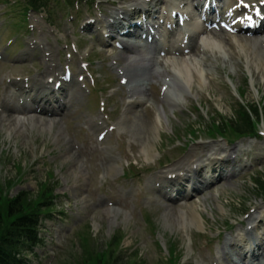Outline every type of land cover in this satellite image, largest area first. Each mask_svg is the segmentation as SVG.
I'll list each match as a JSON object with an SVG mask.
<instances>
[{"label": "rangeland", "instance_id": "obj_1", "mask_svg": "<svg viewBox=\"0 0 264 264\" xmlns=\"http://www.w3.org/2000/svg\"><path fill=\"white\" fill-rule=\"evenodd\" d=\"M115 2L116 0H98L97 7L80 6L71 14H68L63 6L56 5L50 14L58 16L60 21L66 24L72 14L104 11L113 7L111 3ZM2 3L3 1L0 2V24L7 22V25L0 29V51L5 48V40L11 30H18L23 23L28 24L23 27L35 30L27 34L26 37L30 40L42 42L48 36L59 37L56 42L58 39L62 40L57 32H54L56 36H53V28L44 24V21L31 16L24 22L22 11L17 5L10 3L5 6ZM85 17L84 14L82 21ZM33 25L42 27V31ZM82 40L78 42L80 53L71 51V47L66 49L63 42L60 49L55 44H52L50 50L38 49L33 58L34 54L26 52L29 47L23 39L11 49L13 60L18 62L0 61V215L5 216L2 205L6 198L23 197L28 203L37 206L50 198L49 187L56 189L51 205L39 206L41 211L51 217L43 218L41 238L44 241L27 254L28 264H166L165 260L170 251L180 257L179 264H205L199 258L205 247V239L195 233L193 227L186 225V220L178 221L182 211H187L188 206L196 202H188L187 205L176 204L173 208L166 206L173 214L169 216L165 213L166 207L155 200L152 193L155 191L147 185L146 178H123L124 172L131 169L130 162L138 164L136 172L133 171L132 175H139V171L144 172L142 167L145 166L142 163L145 157L142 148L148 136L158 148H165L160 147L162 143L169 146L175 142L172 140L175 137L171 132L173 128L183 129L185 123H192L196 119L183 111V118L180 120L177 116H169L167 112L163 116L164 127L160 126L161 122L156 123L153 120L147 122L139 119L138 126L134 121L133 126L123 122V114L127 108L125 97L115 98L114 102L108 105L103 103L104 99L112 95V91H106L104 82H113L112 87H120L121 82L120 78L109 75L103 66L99 67V61L109 59L107 55L111 51L103 48L102 54L89 59L86 55L91 52L86 50L89 43L85 39ZM63 50L66 51L63 52L59 65L55 54L58 51L60 55ZM216 50L220 53L218 48ZM67 51H71V57H68ZM228 57L229 55L223 56L225 60H229L227 67L234 76L235 88L240 84L239 78L250 77L253 83L249 90V103L264 102V77H259L258 69L249 62L245 51L237 50L231 53L230 59ZM212 61L213 72L216 65L219 71L204 81L202 86L199 87L200 83L194 80V86L189 87L190 95L202 104V116L206 123L215 112L229 118L237 102L236 93L230 91L227 86L216 95L218 76L224 65L214 58ZM83 63L93 69L86 77L83 76L85 73L81 72ZM68 64L76 75L70 85L73 87L70 95L78 91V86L83 88L97 83V96H93L88 103L80 93L76 96L79 103L72 104L63 117H39L33 113L20 116L21 113L19 116L26 123L21 130L14 129L10 123H3V118L7 116V105L17 103L22 106L25 101V98L19 96L20 90L23 89L22 85L19 87L23 81L19 80L28 78L30 85H33L34 81H46L56 68L62 73L64 66ZM228 74L223 75L224 85ZM79 77L80 80L84 77V82L78 81ZM193 87L198 90L192 92ZM209 92L216 96L210 97ZM122 93L123 91L112 97L124 96ZM153 107L158 110L160 104L154 102ZM147 117L150 120L149 114ZM34 118H41L44 126L33 125ZM27 121L31 125L27 124ZM100 124H108L102 126L103 129H108L109 133L102 141L97 139ZM185 139L186 135H182V141L185 142ZM131 147L136 149L137 159L132 157ZM44 192L46 195L43 199L41 197ZM226 192L229 195L223 196L221 202L213 199L204 201L206 210L201 209L200 212L206 219L205 223L222 225L228 221V215L231 213L229 203H243L249 206L254 202V205H258L257 201H253L258 198L253 183L241 182L237 184L236 192L230 187ZM232 193L235 194L234 197L231 196ZM216 195L217 191L213 193V197ZM33 206H30L31 209H34ZM144 210L149 211L148 217L152 221V226L147 230L140 219L139 211ZM211 210L216 211V217L212 215ZM208 228L205 225L201 230L204 232ZM198 249L200 253L196 255ZM206 257L208 258L207 252Z\"/></svg>", "mask_w": 264, "mask_h": 264}, {"label": "trees", "instance_id": "obj_2", "mask_svg": "<svg viewBox=\"0 0 264 264\" xmlns=\"http://www.w3.org/2000/svg\"><path fill=\"white\" fill-rule=\"evenodd\" d=\"M33 8L37 7V0H27V4ZM50 191V190H49ZM46 192L42 194L44 196ZM53 191L50 198L40 202L37 206L28 203L27 199L17 197L5 199V216L0 215V264H28L24 253L31 252L42 243L40 239V228L42 211L39 206H49L52 202ZM33 206L34 209H31Z\"/></svg>", "mask_w": 264, "mask_h": 264}, {"label": "bare ground", "instance_id": "obj_3", "mask_svg": "<svg viewBox=\"0 0 264 264\" xmlns=\"http://www.w3.org/2000/svg\"><path fill=\"white\" fill-rule=\"evenodd\" d=\"M120 10H117L116 12H115V14L116 13H118ZM113 29V28H112ZM115 29V28H114ZM114 30H111V32H113ZM113 37H114V35H112ZM254 43L256 44V46L258 47V49L260 50V49H263V45H262V48L260 47V43L257 41V40H254ZM132 46H130L129 48H131ZM133 48H135V47H133ZM149 75H152L153 74V71L152 70H150V71H148L147 72ZM140 73H138V72H133L132 73V75H130V77H131V80L132 81H134V80H136V79H139L140 78ZM162 76H163V74H161V73H154V77H155V79H157L158 81H160L161 79H162ZM142 78V77H141ZM140 78V79H141ZM64 86H62V88H63ZM139 89L142 91L143 89H142V87H140L139 86ZM45 92H46V90H43L38 96H32L30 99L33 101V104L35 105V107H32V108H30L31 110H30V112H28V113H33V115L34 116H37L36 114H38V113H40V111L39 112H37V108H42L43 106H46L45 104L48 102H45V97H44V94H45ZM130 93L132 94L133 93V89H131L130 90ZM35 97V98H34ZM34 98V99H33ZM43 102H45L44 104H43ZM43 104V105H42ZM65 105V110L64 111H66L67 110V106H66V104H64ZM9 106H11L12 107V105H9ZM17 108V107H16ZM19 108V107H18ZM33 109V110H32ZM14 110V111H13ZM16 110L14 109V108H10V109H8L7 108V110L5 111V112H7L6 113V115L7 116H5L4 118H3V123H10V125H11V127H14V129H18V130H21V128L22 127H24L25 125H26V123H25V121H23L20 117H19V114L20 113H18L17 111L15 112ZM58 113V112H57ZM62 113V112H61ZM38 120V121H37ZM27 124H29V125H31L30 123H29V121H27ZM33 125H37V126H39L40 124L42 125V127L44 126V124L41 122V119H39V118H34V120H33V123H32ZM53 124H55V123H53ZM179 198H182V196L181 195H179ZM186 220H190V218L189 217H187V218H185ZM260 255V254H259ZM236 260H238V261H242L243 259L242 258H240V257H237L236 258Z\"/></svg>", "mask_w": 264, "mask_h": 264}]
</instances>
